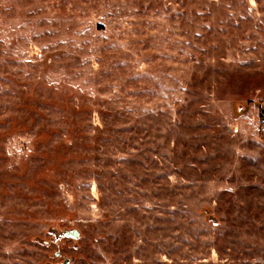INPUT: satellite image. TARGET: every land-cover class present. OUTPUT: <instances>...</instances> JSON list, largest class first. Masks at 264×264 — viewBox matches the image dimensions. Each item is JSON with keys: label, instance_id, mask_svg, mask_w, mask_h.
Segmentation results:
<instances>
[{"label": "rangeland", "instance_id": "374dc122", "mask_svg": "<svg viewBox=\"0 0 264 264\" xmlns=\"http://www.w3.org/2000/svg\"><path fill=\"white\" fill-rule=\"evenodd\" d=\"M263 110L264 0H0V264H264Z\"/></svg>", "mask_w": 264, "mask_h": 264}, {"label": "water", "instance_id": "95a60500", "mask_svg": "<svg viewBox=\"0 0 264 264\" xmlns=\"http://www.w3.org/2000/svg\"><path fill=\"white\" fill-rule=\"evenodd\" d=\"M58 238H64V237H71V238H79L80 233L77 229H67L65 231L57 232L56 233ZM56 255H61V252H56ZM71 259L66 258L63 262L58 263V264H70Z\"/></svg>", "mask_w": 264, "mask_h": 264}, {"label": "trees", "instance_id": "16d2710c", "mask_svg": "<svg viewBox=\"0 0 264 264\" xmlns=\"http://www.w3.org/2000/svg\"><path fill=\"white\" fill-rule=\"evenodd\" d=\"M263 112H264V110H263Z\"/></svg>", "mask_w": 264, "mask_h": 264}]
</instances>
